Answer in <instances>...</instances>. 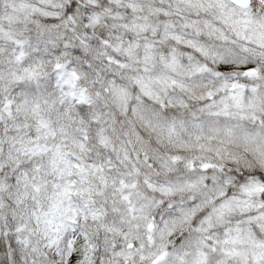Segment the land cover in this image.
<instances>
[{"label": "snow or ice", "instance_id": "obj_1", "mask_svg": "<svg viewBox=\"0 0 264 264\" xmlns=\"http://www.w3.org/2000/svg\"><path fill=\"white\" fill-rule=\"evenodd\" d=\"M0 264H264V0H0Z\"/></svg>", "mask_w": 264, "mask_h": 264}]
</instances>
